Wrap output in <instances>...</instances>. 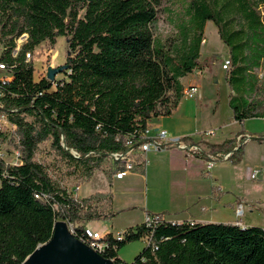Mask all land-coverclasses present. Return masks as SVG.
Wrapping results in <instances>:
<instances>
[{
    "label": "trees",
    "instance_id": "trees-1",
    "mask_svg": "<svg viewBox=\"0 0 264 264\" xmlns=\"http://www.w3.org/2000/svg\"><path fill=\"white\" fill-rule=\"evenodd\" d=\"M162 3L0 0V61L12 72L9 81H0V113L16 126L10 134L0 131V143L9 139L20 160L10 164L0 156V264H21L51 239L58 220L81 239L87 221L116 216L111 190L79 198L77 189L99 170L112 185L127 166L109 154L138 144L152 118L178 108L185 96L181 79L216 58H201L208 21L229 48L233 119L264 118V0H184L166 40L152 30ZM23 35L27 40L14 56ZM61 36L70 52L64 77L36 80L26 54L34 56L45 41L55 46ZM242 133L207 142L209 153L220 160L230 153L226 160L239 164ZM46 142L52 160L38 158ZM136 153L133 170L144 152ZM141 239L147 244L132 262L119 257L120 249ZM104 240L102 255L116 264H264V228L258 225L162 219L130 227L119 238L107 233Z\"/></svg>",
    "mask_w": 264,
    "mask_h": 264
},
{
    "label": "rangeland",
    "instance_id": "rangeland-1",
    "mask_svg": "<svg viewBox=\"0 0 264 264\" xmlns=\"http://www.w3.org/2000/svg\"><path fill=\"white\" fill-rule=\"evenodd\" d=\"M184 0H163L159 8L158 20L152 25V30L156 38L166 40L172 36L175 31L173 21L175 16L182 10ZM204 39L201 49V58L216 55L211 65L206 67L201 74L197 71L183 78V82L189 87L190 82H196L201 88L194 96H187L184 99V106L181 111L173 117L152 118L149 122V129L153 132L158 128H168L167 130L175 133H190L195 142L201 144L206 150L207 142L219 143L226 138L233 137L236 133L244 132L249 134L254 139L246 143L245 153L242 161L239 164H233L229 160H217L213 166V170L208 169L207 162L205 170L210 174L212 171L217 176V180L222 184L225 190H228L224 198L230 199L232 192L237 193L236 207L240 203L246 205V211L242 217H239L229 208H217L216 215H222L224 219H230L231 222H241L242 225H258L264 227V118H250L243 123L233 119V112L229 105L230 95L233 94L227 76L230 71L223 69L225 59L230 58L227 48H224V42L220 39L217 26L213 21H208L205 28ZM24 41L18 40L20 45ZM3 46L0 43V55ZM68 38L63 36L57 39L55 46L45 41L36 47L33 61L36 68L35 79L38 80L43 76H47L48 67L54 68L63 66L66 57L69 54ZM64 71L56 74V78L64 77ZM202 97V100H200ZM202 101V103L200 102ZM204 129V131H201ZM213 132V134H210ZM9 134L11 132H8ZM11 136V135H10ZM260 138V139H259ZM8 151L4 156L10 162H17L18 158L9 143L3 148V151ZM41 152L38 155L39 159L47 158L52 160L50 154V142L41 144ZM209 150V149H208ZM156 150L145 152L148 159H153ZM162 151V150H158ZM185 153V152H184ZM144 154L141 155V160H138L139 167H144ZM186 154V153H185ZM187 156H194L186 154ZM153 161V160H152ZM141 162V163H140ZM259 169L260 175L257 179L252 178L251 174L254 170ZM203 182H191L190 186L193 190L200 192H211L210 176L202 178ZM103 178L97 175L91 185L85 186L82 194L90 191V186H95L97 189L104 188ZM142 182H138V190L133 196L134 201L143 203L145 200V189ZM154 208H160L162 205H153ZM144 209H130L119 215L116 219V227L123 226L135 227V224L140 221ZM169 216L174 218L178 216V210L171 209L168 212ZM146 215V214H145ZM228 217V218H227ZM92 227L91 225H88ZM100 233H103L99 230ZM146 240H137L128 243L125 247L119 250V257L127 262H132L135 257L145 247Z\"/></svg>",
    "mask_w": 264,
    "mask_h": 264
},
{
    "label": "crops",
    "instance_id": "crops-1",
    "mask_svg": "<svg viewBox=\"0 0 264 264\" xmlns=\"http://www.w3.org/2000/svg\"><path fill=\"white\" fill-rule=\"evenodd\" d=\"M224 48H227L229 51L225 43ZM181 82L186 91L188 87L183 82V78ZM192 85L197 86L199 92V88L201 87L196 82L189 83V86ZM185 98L186 95L180 101L178 108L169 117H173L181 111L185 104ZM200 100H202V97H200ZM200 102L202 103V101ZM162 129L167 130L168 128ZM201 131H204V129H201L200 132ZM242 134H244V132ZM175 135L189 136L192 134L180 132L175 133ZM155 153L153 159H148L147 155L144 154L145 165L143 168L138 167L136 170H130L123 176L114 175L112 185H110L104 171L99 170L90 182L84 183L78 187L76 196L79 198L87 197L96 192H108L110 190L114 194L113 210L116 212V216L111 220L87 221L85 225H91L95 230H101L104 234L113 233L117 235L123 233L130 227H116V219L119 215L126 213V211H130L132 208L135 210L138 208L144 209L140 221H138L135 226L142 223L145 214L148 213L163 214L167 220L176 222H231L230 219H224L225 217H222V215H216L215 210L221 207H231L230 209L235 212L233 203H236L237 193L232 192L234 195H232L230 199L224 198L229 191L224 189L222 184L217 180V175L215 173L213 174L212 171L210 174L206 172V161L204 159L197 155L187 156L184 152L175 148L155 151ZM142 170H144V173H142ZM97 175H101L105 187L97 189L95 186H90V191L86 194H82L84 187L91 185ZM206 176H210L211 192H200L191 188V182H203L204 180L202 178H206ZM138 182H142V186H144L145 189V200L143 203L139 204L133 199V196L136 194L134 192L138 190ZM155 204L162 205V207L154 208L153 205ZM171 209L178 210V216L174 218L170 217L168 212ZM145 244H147V240Z\"/></svg>",
    "mask_w": 264,
    "mask_h": 264
},
{
    "label": "built area",
    "instance_id": "built-area-1",
    "mask_svg": "<svg viewBox=\"0 0 264 264\" xmlns=\"http://www.w3.org/2000/svg\"><path fill=\"white\" fill-rule=\"evenodd\" d=\"M263 18H264V12H263ZM21 41L27 40V35H23L19 38ZM18 39V40H19ZM18 42V41H17ZM23 42V43H24ZM23 45V44H22ZM19 43H17V48L13 52L14 56H17L21 46ZM3 51V50H2ZM2 54V52H1ZM1 56V55H0ZM27 60H31L33 58L31 52H28L26 54ZM223 69L226 71H229L231 69V58L225 59L223 64ZM198 74H201V71H197ZM259 76L261 78H264V68L259 70ZM12 77V72L8 65L0 61V81L6 83L9 81ZM187 96H194L198 93V87L195 85L189 86L188 89L185 91ZM0 107H2L0 103ZM16 126L13 125L8 116L6 114L0 113V131L3 132H13L15 130ZM9 134V133H8ZM210 134H213V132H210ZM239 140H242L243 143H247L251 139H254L249 134H242L238 137ZM9 139L5 140L4 142L0 143V156L5 160V162L10 164H17L19 163V152L15 150V153L17 155L18 161L17 162H10L6 160V157L4 154H6L8 151H3V148L6 144H9ZM169 148H175L182 152H185L189 155H200L205 157V161L208 163V169H212L215 162L217 160H220L219 156H214L209 153V150L205 149L201 144L195 142L194 138L191 136H176L170 134L165 129H155L153 132L147 130V132L144 135V139L139 142L138 144H129V147L124 152H116V153H110L109 156L115 160L123 161L125 162L127 169L124 171L118 172L116 175L123 176L126 174V172L133 170L134 164L136 163V159L138 154L136 153L137 150L141 152H147L150 150H165ZM143 153V154H144ZM142 154V155H143ZM230 153H227L223 156V160H226L229 157ZM260 170L256 169L252 172L251 176L254 179H257L260 175ZM246 211V205L244 203L238 204L236 207V215L239 217H242ZM166 219L164 215L161 214H152L148 213L145 215L143 222L146 223L149 227L155 226L160 220ZM238 224L242 225L241 222H237ZM72 232L76 235V232L73 228V226L70 224ZM106 234L100 233L99 231L95 230L93 227H89L88 225H85L84 230L82 232L81 239L82 241L86 242L90 247H92L94 250H96L99 253H103L106 248L108 247V242L104 240ZM122 233H119L115 235L116 237H121ZM147 240V239H146Z\"/></svg>",
    "mask_w": 264,
    "mask_h": 264
},
{
    "label": "water",
    "instance_id": "water-1",
    "mask_svg": "<svg viewBox=\"0 0 264 264\" xmlns=\"http://www.w3.org/2000/svg\"><path fill=\"white\" fill-rule=\"evenodd\" d=\"M66 66L48 67L53 81ZM21 264H116L76 236L67 221L58 220L51 239L39 245Z\"/></svg>",
    "mask_w": 264,
    "mask_h": 264
}]
</instances>
